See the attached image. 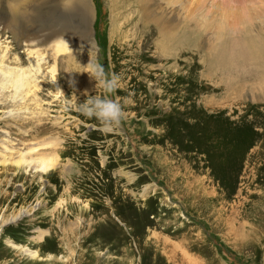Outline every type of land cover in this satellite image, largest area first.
<instances>
[{
  "label": "rangeland",
  "instance_id": "374dc122",
  "mask_svg": "<svg viewBox=\"0 0 264 264\" xmlns=\"http://www.w3.org/2000/svg\"><path fill=\"white\" fill-rule=\"evenodd\" d=\"M73 1L6 0L30 11L0 30V264H264V80L218 57L264 0H89L92 48L42 37ZM85 92L131 96L121 127Z\"/></svg>",
  "mask_w": 264,
  "mask_h": 264
},
{
  "label": "bare ground",
  "instance_id": "6f19581e",
  "mask_svg": "<svg viewBox=\"0 0 264 264\" xmlns=\"http://www.w3.org/2000/svg\"><path fill=\"white\" fill-rule=\"evenodd\" d=\"M146 1L147 3H149L155 0H146ZM5 5H8L6 0H0V10ZM70 6H75L79 11V20H78L79 22H77L75 28L73 29L74 32L71 33L69 29H66L65 27L63 28L60 27L58 30L46 33L45 36L42 37L51 39L59 35L66 36L68 39L72 40L71 42L68 41L70 44L79 40L81 42L84 41V43H88V47L92 48L93 43L91 40L90 27L93 19L92 18L93 10L89 3V0L73 1L70 4ZM7 8H8L7 10L8 17L6 19H2L0 17V30H2L3 28L14 29L16 25H21V26L27 25V20L29 18L28 12L30 10L29 11L27 10L26 12L25 8L21 6L15 7L8 5ZM255 11L256 10H254V12ZM38 14L40 13H37V16ZM245 28L246 27L239 29L241 35L236 36V38H239V43L236 44L231 43V45L229 44L230 45L229 47L224 46V48L221 49L220 55H218L219 60L221 61V63L231 64L235 62V65L238 64L239 67L237 68L238 69L237 73H241L244 75V70H246L247 68L250 71V73L252 74L255 73L256 75L261 76V79L264 80V34H263L264 29L260 27L256 32V34L253 35L249 31V29H245ZM230 31H233L232 32L233 35L237 32V30L228 27L220 30L221 33H227V34ZM24 38L25 36H21V40ZM179 42L182 43V45L186 43V39L184 38V35H182L179 38ZM0 46H1V42H0ZM42 169L43 166L40 168V170Z\"/></svg>",
  "mask_w": 264,
  "mask_h": 264
},
{
  "label": "clouds",
  "instance_id": "9594fccd",
  "mask_svg": "<svg viewBox=\"0 0 264 264\" xmlns=\"http://www.w3.org/2000/svg\"><path fill=\"white\" fill-rule=\"evenodd\" d=\"M85 70L109 94L120 87V77L115 73H108L99 62H89ZM85 95L88 96V93L85 92ZM131 103V96L123 99L120 97L112 99L109 96L100 97L95 95L88 96L85 102L81 104V110L84 115L98 119L105 130L112 131L121 127L122 122L127 119L128 113L124 110V107Z\"/></svg>",
  "mask_w": 264,
  "mask_h": 264
}]
</instances>
